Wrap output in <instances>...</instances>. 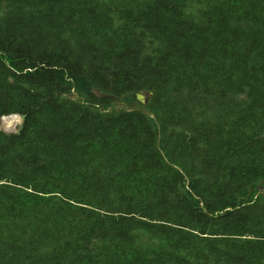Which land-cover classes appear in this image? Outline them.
<instances>
[{
  "label": "trees",
  "instance_id": "trees-1",
  "mask_svg": "<svg viewBox=\"0 0 264 264\" xmlns=\"http://www.w3.org/2000/svg\"><path fill=\"white\" fill-rule=\"evenodd\" d=\"M11 114L0 264H264V0H0Z\"/></svg>",
  "mask_w": 264,
  "mask_h": 264
},
{
  "label": "rangeland",
  "instance_id": "rangeland-1",
  "mask_svg": "<svg viewBox=\"0 0 264 264\" xmlns=\"http://www.w3.org/2000/svg\"><path fill=\"white\" fill-rule=\"evenodd\" d=\"M139 100L137 99V96H127L124 98V100L122 102H116L113 104L114 107H127V108H131V107H139ZM141 103V102H140ZM142 104V103H141ZM20 124V117L18 116H8L5 118H2L0 120V126L9 132H13L16 131L19 127ZM259 195V194H258Z\"/></svg>",
  "mask_w": 264,
  "mask_h": 264
},
{
  "label": "water",
  "instance_id": "water-1",
  "mask_svg": "<svg viewBox=\"0 0 264 264\" xmlns=\"http://www.w3.org/2000/svg\"><path fill=\"white\" fill-rule=\"evenodd\" d=\"M150 94H153V91H150ZM137 96V99L142 102L144 105L147 104L148 102V97L145 93H137L136 94ZM11 115H14V116H18L20 117V124H19V127L21 126V124L23 123V117L20 115V114H11ZM11 115H6V116H3L2 118H5V117H8V116H11ZM1 118V119H2ZM18 127V129H19ZM18 129L16 131H18ZM6 131V130H5ZM16 131H13V132H16ZM6 132H9V131H6ZM256 189L258 190V194H262L264 196V184H260L256 187Z\"/></svg>",
  "mask_w": 264,
  "mask_h": 264
}]
</instances>
